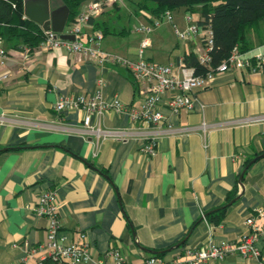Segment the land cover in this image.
Here are the masks:
<instances>
[{
  "label": "crops",
  "instance_id": "1",
  "mask_svg": "<svg viewBox=\"0 0 264 264\" xmlns=\"http://www.w3.org/2000/svg\"><path fill=\"white\" fill-rule=\"evenodd\" d=\"M125 2L94 21V28L105 29L101 50L134 60L140 41L148 37L151 45L143 57L157 63H176L191 51L194 43L181 41L172 23L183 30L186 14L199 21V5L169 10L171 23L162 18L164 12L153 16ZM60 5L49 0L50 9ZM140 26L151 29L136 30ZM0 37V45L11 52L0 68L10 72L0 83V264H37L46 255L39 245L48 218L34 206L48 189L56 192L60 233L74 243L86 235L93 260L83 264L106 261L111 246L131 264L149 255L169 259L183 245L234 240L246 230V217L264 204V122L234 121L264 114V69L217 75L208 87L191 93V110L174 114L163 102L166 125L174 131L158 134L151 156L139 146L156 130L152 125L113 111L100 119L92 116L91 125L102 130H128L119 141L86 135L81 111L53 108L57 99L80 94L140 104L139 86L126 67L39 45L24 59L15 50L24 42ZM246 37L248 50L264 52V20L248 28ZM174 73L180 75L176 65ZM203 121L210 124L205 130ZM258 221L264 223V217ZM257 245L258 258L229 254L208 264H264V231Z\"/></svg>",
  "mask_w": 264,
  "mask_h": 264
},
{
  "label": "built area",
  "instance_id": "2",
  "mask_svg": "<svg viewBox=\"0 0 264 264\" xmlns=\"http://www.w3.org/2000/svg\"><path fill=\"white\" fill-rule=\"evenodd\" d=\"M127 0H84L76 17L66 23L62 33L72 34L73 40L61 39L59 33L52 30H43V39L38 44L44 49H62L69 55H79L83 59L95 61L99 65L104 63L118 64L126 67L134 81L139 86L142 100L138 105H125L119 98L104 100L100 94L86 97L82 94L76 97H62L55 101V111L79 110L83 113V132L94 134L96 137H111L123 141L129 136L128 130H102L99 125H91L92 116L102 118L107 112L127 114L132 122L152 125L156 128L145 135L141 140L139 149L148 155L156 154V141L158 134L163 131H174L169 124L166 125L165 116L161 105L163 102L168 109L177 114L181 110L193 108L192 92L195 89L208 87L221 73L246 71L257 72L264 69V52L253 50L242 51L235 45L228 56L216 65L211 64L210 49L213 45V32L209 23H200L193 20L191 14H186L188 25L180 30L172 23V15L169 10L163 13V17L172 23L175 34L181 41L194 43L191 51L198 64L205 71L198 73L193 66H189L184 55L178 57L176 63L162 64L143 57L145 48L151 45L148 37L140 41L137 58L134 60L116 55L99 48V42L103 37L100 29L94 28V21L107 9L114 5H122ZM23 18H27L23 14ZM160 17L153 21L158 25ZM151 26H140L136 30L149 32ZM1 40V37H0ZM24 59L29 58L34 47L22 44L15 49ZM10 50L0 45V68L10 57ZM175 65L180 75L174 73ZM8 70H0V83L9 78ZM99 82H101L99 80ZM169 97L164 100V95ZM255 122H264V114L246 117L234 121L235 124L244 125ZM210 124L203 121L200 125L205 130ZM164 129V130H163ZM34 211L48 218L46 238L40 249L46 250L37 264H44V260L53 263L83 264L93 260L92 249L86 240V235L81 234L79 243L69 242L60 233V222L56 204V192L53 189L43 191L34 206ZM264 217V204L253 208L245 219L246 230L234 240H209L203 246L183 245L174 255L166 259L159 255L146 256L141 264H208L211 260H221L229 254H238L244 258H258L260 248L257 245L259 237L264 231V223L258 221ZM107 260H96L97 264H131L120 252L119 248L111 246L106 252Z\"/></svg>",
  "mask_w": 264,
  "mask_h": 264
},
{
  "label": "trees",
  "instance_id": "3",
  "mask_svg": "<svg viewBox=\"0 0 264 264\" xmlns=\"http://www.w3.org/2000/svg\"><path fill=\"white\" fill-rule=\"evenodd\" d=\"M67 6L71 22L79 12L84 0H59ZM138 11L158 16L166 10L178 7L193 9L200 6V23H209L213 32L210 49L211 64L216 65L226 58L233 46L248 50L247 30L264 20V0H129ZM23 0H0V35L9 43L21 40L34 47L43 39V29L28 18H23ZM105 32V29H103ZM102 31V32H103ZM17 47L16 45H13ZM184 59L198 73L205 68L198 64L192 52L184 53Z\"/></svg>",
  "mask_w": 264,
  "mask_h": 264
},
{
  "label": "water",
  "instance_id": "4",
  "mask_svg": "<svg viewBox=\"0 0 264 264\" xmlns=\"http://www.w3.org/2000/svg\"><path fill=\"white\" fill-rule=\"evenodd\" d=\"M23 11L28 19L37 23L43 30L58 32L61 39H74L72 34L62 33L69 15L67 6L60 5L50 9L49 0H23Z\"/></svg>",
  "mask_w": 264,
  "mask_h": 264
},
{
  "label": "rangeland",
  "instance_id": "5",
  "mask_svg": "<svg viewBox=\"0 0 264 264\" xmlns=\"http://www.w3.org/2000/svg\"><path fill=\"white\" fill-rule=\"evenodd\" d=\"M129 2V0L128 1H126L125 3L127 4Z\"/></svg>",
  "mask_w": 264,
  "mask_h": 264
}]
</instances>
